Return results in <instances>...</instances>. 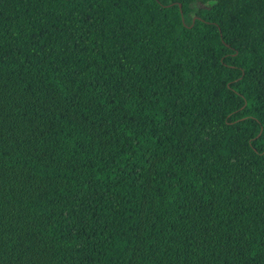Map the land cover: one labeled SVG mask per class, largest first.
Here are the masks:
<instances>
[{"label":"trees","instance_id":"1","mask_svg":"<svg viewBox=\"0 0 264 264\" xmlns=\"http://www.w3.org/2000/svg\"><path fill=\"white\" fill-rule=\"evenodd\" d=\"M0 264H264V0H0Z\"/></svg>","mask_w":264,"mask_h":264}]
</instances>
